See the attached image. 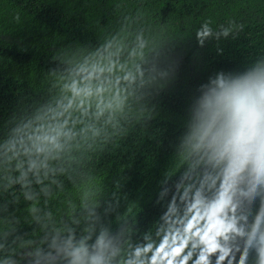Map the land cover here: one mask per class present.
<instances>
[{
  "label": "clouds",
  "instance_id": "9594fccd",
  "mask_svg": "<svg viewBox=\"0 0 264 264\" xmlns=\"http://www.w3.org/2000/svg\"><path fill=\"white\" fill-rule=\"evenodd\" d=\"M242 2L264 26V0ZM111 9L110 19L52 33L37 98L22 99L32 66L0 98V264H264V45L202 86L159 181L162 215L137 233L130 210L120 212V180L106 175L149 118L140 102L160 47L188 35L220 54L239 48L249 21L204 16L185 30L162 23L149 0H111ZM3 14L0 37L37 15L10 4Z\"/></svg>",
  "mask_w": 264,
  "mask_h": 264
},
{
  "label": "trees",
  "instance_id": "16d2710c",
  "mask_svg": "<svg viewBox=\"0 0 264 264\" xmlns=\"http://www.w3.org/2000/svg\"><path fill=\"white\" fill-rule=\"evenodd\" d=\"M52 4L44 9L39 0H2L0 2V27L5 26L3 5H19L35 15L24 27L10 33L9 46L0 49L7 63L0 66V98L10 99L12 76L26 75L29 66L34 67L33 80L26 89L24 100L35 99L46 86L42 82L40 66L47 50L57 41L52 33L62 34L83 27L89 18H111V0H43ZM151 11L161 22L167 19L177 29H188L204 16L217 22L228 16L249 21L247 35L236 44L225 45V52L217 54L211 43L197 47L188 35L166 41L155 60L157 77L140 103L149 114L147 120L136 126L135 133L116 150L119 156L107 170L106 182L119 179L121 192L126 195L120 212L130 210L137 233H143L159 220L163 208L157 201L162 173L171 164V157L178 137L184 132L191 109L202 86L219 72L238 71L243 51H250L258 44L264 45V28L255 24L251 3L242 0H149ZM41 11V12H40ZM40 12V13H39ZM101 23H104L103 17ZM43 25V28L41 27ZM49 37L42 40L43 37ZM17 40H22L26 51H19ZM243 50V51H242ZM16 91H19L17 88ZM15 94V93H13ZM111 155V154H109ZM112 162L111 158L108 163ZM135 238V237H134Z\"/></svg>",
  "mask_w": 264,
  "mask_h": 264
}]
</instances>
